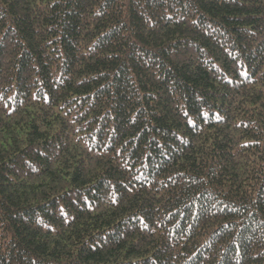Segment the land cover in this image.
<instances>
[{
    "label": "trees",
    "instance_id": "16d2710c",
    "mask_svg": "<svg viewBox=\"0 0 264 264\" xmlns=\"http://www.w3.org/2000/svg\"><path fill=\"white\" fill-rule=\"evenodd\" d=\"M0 264H264V0H0Z\"/></svg>",
    "mask_w": 264,
    "mask_h": 264
}]
</instances>
